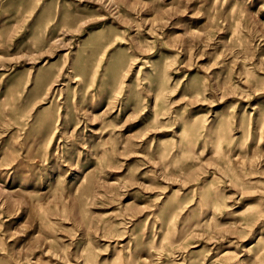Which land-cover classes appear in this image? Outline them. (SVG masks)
I'll use <instances>...</instances> for the list:
<instances>
[{"label": "rangeland", "instance_id": "rangeland-1", "mask_svg": "<svg viewBox=\"0 0 264 264\" xmlns=\"http://www.w3.org/2000/svg\"><path fill=\"white\" fill-rule=\"evenodd\" d=\"M0 264H264V0H0Z\"/></svg>", "mask_w": 264, "mask_h": 264}]
</instances>
